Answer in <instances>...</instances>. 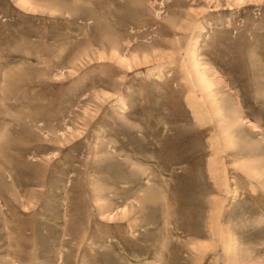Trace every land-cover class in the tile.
I'll list each match as a JSON object with an SVG mask.
<instances>
[{
	"label": "rangeland",
	"instance_id": "obj_1",
	"mask_svg": "<svg viewBox=\"0 0 264 264\" xmlns=\"http://www.w3.org/2000/svg\"><path fill=\"white\" fill-rule=\"evenodd\" d=\"M194 49L244 117L228 152ZM255 162L264 0H0V264H264Z\"/></svg>",
	"mask_w": 264,
	"mask_h": 264
},
{
	"label": "bare ground",
	"instance_id": "obj_2",
	"mask_svg": "<svg viewBox=\"0 0 264 264\" xmlns=\"http://www.w3.org/2000/svg\"><path fill=\"white\" fill-rule=\"evenodd\" d=\"M30 2V1H29ZM191 60L194 63V66H196L197 68V73L198 74V81H197V86L199 89H201V91L204 89L207 94H206V99L203 98L205 101L204 105L206 104V106L208 105L207 109L204 107V105H202L201 103H192L191 106L193 107L194 111H195V115H196V119L198 120V122H200L201 124H205L207 121V119L211 118L213 120H215V125H217V130H218V137L215 140V145L219 146L221 143H224V145L226 146V148L221 149V151L227 150L228 149H235L237 147V138H238V132L240 131L238 128L241 126V123L243 122V116L240 112L237 110V108H233L231 109L232 111H230V109L227 107L226 99H225V95H222V90L218 89V88H212V82L208 81V79L206 78L204 72H202L199 68H198V60L195 54V49L191 51ZM134 60V59H133ZM253 65V64H252ZM193 92L196 91V89L192 90ZM221 96H220V95ZM219 95V97H218ZM228 95V94H227ZM225 96V97H224ZM231 96V95H230ZM199 98V97H197ZM230 100V98H228ZM232 99V98H231ZM227 100V101H229ZM235 103V102H234ZM254 104V103H253ZM239 107V106H238ZM240 109V108H238ZM193 111V112H194ZM210 116H207L209 115ZM208 117V118H207ZM166 118V117H165ZM164 118V119H165ZM167 120V119H166ZM244 125V124H243ZM250 125V124H249ZM207 126V125H206ZM245 126V125H244ZM242 127V126H241ZM214 128V127H213ZM249 129V128H248ZM215 130V129H214ZM238 131V132H237ZM258 134V133H257ZM178 137V136H177ZM183 139V138H182ZM188 139V138H187ZM163 141V140H162ZM183 141V140H181ZM189 141V140H188ZM187 141V143H188ZM213 141V140H212ZM186 142V141H185ZM210 143V142H209ZM182 145H184L182 143ZM181 145V146H182ZM187 145V144H186ZM222 145V144H221ZM220 145V146H221ZM157 146V145H156ZM185 146V145H184ZM190 146V145H187ZM186 146V147H187ZM223 147V146H222ZM191 148V146L189 147ZM182 149V148H181ZM258 149V148H257ZM186 150V149H184ZM190 149H188L189 151ZM216 150V149H215ZM182 151V150H181ZM179 152V151H178ZM215 152V151H214ZM217 152V150H216ZM228 152V150H227ZM218 153V152H217ZM216 153V155H217ZM226 153V152H224ZM161 154V153H160ZM187 154V153H186ZM222 154V153H221ZM220 154V155H221ZM219 155V156H220ZM232 155V154H231ZM164 157V156H163ZM166 157V156H165ZM200 157V156H199ZM167 158V157H166ZM215 158H217L215 156ZM230 158V157H229ZM221 159V158H220ZM218 159V160H220ZM146 160V159H145ZM216 160V161H218ZM174 162V160H173ZM186 162V161H185ZM221 164V162H219ZM223 163V162H222ZM136 166V163H135ZM263 163L262 162H255V163H244L242 166H238L244 173H246L247 175H249L250 177H254L259 181H264V168H263ZM211 173H213V176L215 178L218 179V176L220 175V170L218 167V164L214 161L211 164ZM187 168V167H186ZM235 168V167H234ZM153 169V168H152ZM236 169V168H235ZM118 170V169H117ZM142 170V169H141ZM181 170V169H180ZM183 170V169H182ZM149 171V170H148ZM142 172H144L142 170ZM119 173V172H118ZM163 176V175H162ZM184 177V176H183ZM155 178V177H154ZM172 178V177H171ZM223 178V177H222ZM225 178V176H224ZM249 178V177H248ZM167 179V178H166ZM169 179V178H168ZM157 180V179H156ZM215 180V179H214ZM213 180V181H214ZM226 180V179H225ZM219 182V181H218ZM217 182V183H218ZM257 182V181H256ZM251 184V183H250ZM126 185V184H124ZM222 185V183H221ZM220 188V187H219ZM222 188V187H221ZM224 188V187H223ZM222 188V189H223ZM228 188V186H227ZM225 189V188H224ZM145 190V189H144ZM149 191V190H148ZM242 191V190H241ZM156 192V191H155ZM154 192V194H155ZM234 192V191H233ZM131 193V192H130ZM150 193V191L148 192ZM146 195H150L147 194ZM151 195H152V191H151ZM153 196V195H152ZM155 196V195H154ZM185 196V195H184ZM136 197V196H135ZM147 197V196H146ZM145 197V199H146ZM156 198V197H155ZM234 198V197H233ZM144 198L141 197V200H143ZM148 198L146 199L148 202ZM166 199V198H165ZM184 199V198H183ZM151 200V199H150ZM145 203V201H141V204ZM130 203V202H129ZM98 205V203H96ZM215 207L218 206V201L215 199V202L213 203ZM143 205V204H142ZM133 206V205H132ZM96 207V206H95ZM135 208V206H133V209ZM98 209V208H97ZM137 210V209H135ZM170 213V212H169ZM223 214V208L221 207V203L219 204V210H218V216H221ZM125 215V212H124ZM235 216V215H234ZM217 217V216H215ZM237 217V216H236ZM219 221V219H218ZM168 222V221H167ZM174 223V222H173ZM175 225V224H174ZM218 225V224H217ZM221 225V224H220ZM219 226V225H218ZM133 227V225H132ZM131 227V228H132ZM173 227V226H172ZM222 227V226H220ZM215 228V227H214ZM171 229V228H170ZM172 230V229H171ZM222 230V229H221ZM221 230H218V227L216 228L215 234H218L219 236L222 237L226 252H228L229 254H231L230 252L232 251L234 245H233V238L231 237V235L229 234V232H225V230H223V232H221ZM135 231V230H134ZM214 231V230H213ZM219 233H223L222 235ZM123 234V233H122ZM140 235V234H139ZM135 236V235H134ZM126 237V236H125ZM136 238V237H135ZM134 239V238H133ZM132 240V239H131ZM114 241V240H113ZM95 243V242H94ZM130 244V243H129ZM235 244V243H234ZM102 246V245H101ZM120 246V245H119ZM205 246V245H204ZM223 247V246H222ZM103 248V247H102ZM112 251V250H111ZM127 254V253H126ZM136 256V255H135ZM61 257V256H60ZM137 257V256H136ZM236 257V256H234ZM234 257L231 256L229 257V260H234ZM160 259V258H159ZM263 264V263H262Z\"/></svg>",
	"mask_w": 264,
	"mask_h": 264
}]
</instances>
